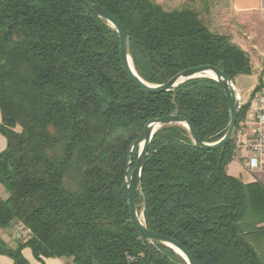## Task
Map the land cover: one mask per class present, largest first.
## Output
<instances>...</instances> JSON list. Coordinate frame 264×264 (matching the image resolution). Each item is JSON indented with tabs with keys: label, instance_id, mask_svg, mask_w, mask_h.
<instances>
[{
	"label": "trees",
	"instance_id": "obj_1",
	"mask_svg": "<svg viewBox=\"0 0 264 264\" xmlns=\"http://www.w3.org/2000/svg\"><path fill=\"white\" fill-rule=\"evenodd\" d=\"M97 1L124 25L134 66L148 82L202 64L234 80L255 70L248 51L212 31L194 5ZM119 45L115 28L81 0H0V133L7 138L0 183L8 193L0 195V228L32 231L16 247L0 236V253L15 264H30L24 247L42 264L44 257L188 264L133 224L125 171L150 118L177 109L214 142L228 130L229 106L221 84L206 76L175 91L140 89L123 70ZM261 81L221 148H198L181 124L161 127L151 140L138 211L148 228L184 243L197 264H264V183L228 171Z\"/></svg>",
	"mask_w": 264,
	"mask_h": 264
},
{
	"label": "water",
	"instance_id": "obj_2",
	"mask_svg": "<svg viewBox=\"0 0 264 264\" xmlns=\"http://www.w3.org/2000/svg\"><path fill=\"white\" fill-rule=\"evenodd\" d=\"M83 1L93 12L98 16L105 19L115 28L119 35V55L120 61L124 72L129 77V79L135 83L140 89L148 93H162L168 91H175L178 86L183 84L189 79L196 77H211L216 79L222 86L224 96L227 100L230 120L228 130L225 135L217 141L206 142L203 141L199 133L192 122V120L178 112L176 109L173 113L152 117L146 121L141 132L139 133L137 139L134 141V146L139 145V152L137 155V160L135 162V156L133 150L130 153V161L128 167L125 171V184L128 191V204H129V215L133 224L137 229L143 234L145 238L150 241H160L165 245L173 248L178 252L188 264H197V261L192 254V252L187 248V246L176 239L175 237L154 232L147 227L143 213H139L137 207V191L141 187L143 173L146 165V158L148 155V149L154 134L163 126L170 124H181L188 128L191 137L198 148L213 150L224 146L230 139L233 138L235 133L236 122L239 114V109L242 104V99L235 87V80L230 78L223 72L218 66L213 64H202L189 68L182 69L175 75H173L165 83H151L142 78L137 72L131 54L129 53V36L122 24V22L115 17L108 9L103 6L97 0H81ZM212 74V75H209ZM239 96V97H238ZM135 162V164H134ZM133 169L131 170L132 166ZM131 171V172H130Z\"/></svg>",
	"mask_w": 264,
	"mask_h": 264
},
{
	"label": "rangeland",
	"instance_id": "obj_3",
	"mask_svg": "<svg viewBox=\"0 0 264 264\" xmlns=\"http://www.w3.org/2000/svg\"><path fill=\"white\" fill-rule=\"evenodd\" d=\"M165 9L171 10L179 8L186 4L196 6L201 12L202 16L206 20L210 29L214 32L229 36L234 40V32L239 33L243 42L245 43L244 48L250 54L251 60L255 67V72L246 75L242 74L236 77L235 87L239 92L242 102L247 100L257 82L258 77H264V54H261V48L264 49V25L261 24V28H256V21L245 22L244 18L235 16L230 12L221 0H156ZM259 24V23H258ZM263 27V28H262ZM217 29V30H215ZM224 32V33H223ZM231 33V34H230ZM235 41V40H234ZM258 73V74H257ZM240 90V91H239ZM239 97V96H238ZM0 195L6 197L8 195L2 183H0ZM15 226H11L10 229H1L0 234L4 236H15ZM0 235V236H1ZM18 237V236H17ZM16 237V238H17Z\"/></svg>",
	"mask_w": 264,
	"mask_h": 264
},
{
	"label": "crops",
	"instance_id": "obj_4",
	"mask_svg": "<svg viewBox=\"0 0 264 264\" xmlns=\"http://www.w3.org/2000/svg\"><path fill=\"white\" fill-rule=\"evenodd\" d=\"M221 1L224 3L225 7L230 12L235 14V16L237 17L244 18L245 22L249 23L251 21L252 22L256 21L255 23L257 29L258 27L261 28L260 23L264 25V0H221ZM233 34L234 35L231 36L234 37L235 42L245 48L244 46L245 43L243 42L242 36L237 32H234ZM260 52L261 54H264V49L261 48ZM259 80H260V76L258 77L257 84L259 83ZM250 139H251V130L246 120L245 122H243L242 127L238 133L236 156L235 159L229 164L228 171L230 174L241 178L244 182H253L255 180H260L262 183H264V169L250 171L245 165L246 159H248L249 156L251 155L248 145ZM6 148H7V138L0 133V153L3 152ZM14 234L16 236V233ZM1 237L10 246L16 247L18 244V238H16L17 236L14 237L12 235L10 236L1 235ZM22 252L23 255L30 262V264H42L40 260L35 258L32 249L30 247H24ZM43 261L44 264H64L66 262L64 258H57V257H44ZM0 264H15V263L10 256L0 253Z\"/></svg>",
	"mask_w": 264,
	"mask_h": 264
},
{
	"label": "built area",
	"instance_id": "obj_5",
	"mask_svg": "<svg viewBox=\"0 0 264 264\" xmlns=\"http://www.w3.org/2000/svg\"><path fill=\"white\" fill-rule=\"evenodd\" d=\"M247 123L251 130L249 149L251 155L245 161L250 171L264 169V77L252 96L250 108L247 114ZM16 236L22 240H28L32 231L22 224L15 226ZM64 264H74L65 262Z\"/></svg>",
	"mask_w": 264,
	"mask_h": 264
},
{
	"label": "bare ground",
	"instance_id": "obj_6",
	"mask_svg": "<svg viewBox=\"0 0 264 264\" xmlns=\"http://www.w3.org/2000/svg\"><path fill=\"white\" fill-rule=\"evenodd\" d=\"M209 75H212V74L209 73Z\"/></svg>",
	"mask_w": 264,
	"mask_h": 264
}]
</instances>
